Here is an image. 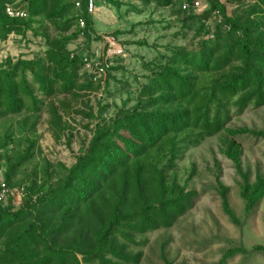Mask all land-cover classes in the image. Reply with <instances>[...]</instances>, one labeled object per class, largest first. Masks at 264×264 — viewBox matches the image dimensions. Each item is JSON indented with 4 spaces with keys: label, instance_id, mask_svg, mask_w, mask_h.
Returning a JSON list of instances; mask_svg holds the SVG:
<instances>
[{
    "label": "trees",
    "instance_id": "16d2710c",
    "mask_svg": "<svg viewBox=\"0 0 264 264\" xmlns=\"http://www.w3.org/2000/svg\"><path fill=\"white\" fill-rule=\"evenodd\" d=\"M87 1L80 13L75 0H0V42L32 32L49 46L45 59L8 57L0 63V174L22 197L19 208L13 197L0 202V264H140L144 252H133L144 245L138 237L172 229L195 208L199 193L179 178L181 156L223 133L222 152L242 178L247 215L264 201V177L252 182L243 170L240 143L246 136L264 138V130L229 127L234 117L264 107V0H141L175 8L194 36L152 64L133 108L114 119L102 116L108 106L99 116L88 114L96 119L93 135L72 166L44 155L39 138L30 135L38 120L31 127L27 120L6 123L26 109L38 115L56 96L110 88L119 55L100 57L103 73L86 68L85 59L95 57L91 43L107 37L98 34ZM9 4L27 17L9 15ZM47 23L72 33L52 39ZM81 37L85 44L71 51L68 46ZM51 114L63 132L59 108ZM219 191L224 213L242 226L230 188L220 184ZM257 252L264 253V245L232 247L219 264ZM162 258L172 264L164 248Z\"/></svg>",
    "mask_w": 264,
    "mask_h": 264
},
{
    "label": "rangeland",
    "instance_id": "374dc122",
    "mask_svg": "<svg viewBox=\"0 0 264 264\" xmlns=\"http://www.w3.org/2000/svg\"><path fill=\"white\" fill-rule=\"evenodd\" d=\"M120 1V6H115L108 1L97 0L98 12L94 14L98 34L115 36L125 50V54L114 59L119 69L112 72L110 88L105 85L99 92L79 96L59 95L47 100L43 112L36 116L26 109L6 121L19 124L27 120L31 127L38 120L37 130L30 135L39 138L44 155L53 161H63L72 166L81 148L93 135L90 128H94L96 119L88 114L99 116L100 109L108 106V111L102 116L114 119L123 110L133 108L138 103L139 87L147 81L144 75L150 73L152 64L162 63L165 55L172 54L173 48L189 44L194 36V31L185 29L174 14L173 7L161 8L155 3L144 4L141 0ZM136 9L140 12L134 13ZM47 27L52 39L72 33H64L51 23H47ZM83 43L85 40L81 37L68 48L72 51ZM103 46L104 40H94L89 47L90 53L101 55ZM48 51L44 37H35L32 32H28L27 39L12 34L7 41L0 42V63L8 57L15 60L45 59ZM29 79L33 80L31 74ZM53 106L59 108L64 118L62 126L65 130L61 133L53 124ZM245 126L264 130V107L251 108L245 114L234 117L229 127ZM70 133L74 134L71 144ZM226 139L225 133L219 134L181 156L178 161L179 178L183 184H188V189H196L199 193L195 208L172 229L138 237L144 245L133 252H144L140 264H165L163 248L172 264H219L225 251L232 247L252 250L256 245H264V201L251 216L247 215L245 201L241 197L242 178L233 160L222 152ZM240 143L243 149L242 168L245 172L250 171L252 182H255L257 175L264 177V138L246 136ZM29 169L32 172L31 167ZM194 170L196 174L187 182ZM220 184L230 188L229 200L241 218L242 226L234 225L224 213ZM14 202L19 208L22 198L17 195ZM242 263L264 264V253L257 252L249 259L240 256L230 262Z\"/></svg>",
    "mask_w": 264,
    "mask_h": 264
},
{
    "label": "built area",
    "instance_id": "2783aa9c",
    "mask_svg": "<svg viewBox=\"0 0 264 264\" xmlns=\"http://www.w3.org/2000/svg\"><path fill=\"white\" fill-rule=\"evenodd\" d=\"M76 7L80 11V13H83V7H84V0H75ZM88 11L90 14L94 15L95 13L98 12V6H97V0H88ZM7 12L9 15L12 17H21V18H26L27 13L16 7L15 5L9 4L7 6ZM80 24L81 27L86 26V20L84 17L80 18ZM101 55H95V57L92 59L86 58L85 61L86 63V68L91 74H99L103 73L105 69L102 67V63L99 60L101 56L106 55V57H111L113 56H122L125 54V50L123 46L121 45L120 41L115 37V36H107L105 38L104 46L102 47ZM19 195L21 197V193L18 189L16 188H10L8 184L6 183L4 177L2 174H0V202H6L8 199L11 197L16 198V196ZM22 198V197H21Z\"/></svg>",
    "mask_w": 264,
    "mask_h": 264
}]
</instances>
